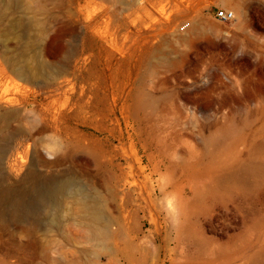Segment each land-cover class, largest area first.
I'll return each instance as SVG.
<instances>
[{
  "label": "rangeland",
  "instance_id": "obj_1",
  "mask_svg": "<svg viewBox=\"0 0 264 264\" xmlns=\"http://www.w3.org/2000/svg\"><path fill=\"white\" fill-rule=\"evenodd\" d=\"M9 1L0 264H264V0Z\"/></svg>",
  "mask_w": 264,
  "mask_h": 264
},
{
  "label": "bare ground",
  "instance_id": "obj_2",
  "mask_svg": "<svg viewBox=\"0 0 264 264\" xmlns=\"http://www.w3.org/2000/svg\"><path fill=\"white\" fill-rule=\"evenodd\" d=\"M10 1L14 2V0ZM17 75L24 80H30V76L28 74H25L24 72H18ZM8 103L13 105L15 101L10 100L8 101ZM16 117L17 112L14 110H9L6 113H0V122L3 123L0 127V163L6 164L7 166H11L9 162L16 161L15 158L17 155H19V150L23 146L22 141L25 142L32 137L31 133L18 134L13 129H11L9 124ZM36 161L37 164L42 167H48L50 165L47 158L42 156L41 154H38L36 156ZM31 178L33 180H43L42 176L35 173L34 171H30V173L28 174V179L31 180Z\"/></svg>",
  "mask_w": 264,
  "mask_h": 264
},
{
  "label": "built area",
  "instance_id": "obj_3",
  "mask_svg": "<svg viewBox=\"0 0 264 264\" xmlns=\"http://www.w3.org/2000/svg\"><path fill=\"white\" fill-rule=\"evenodd\" d=\"M217 17L220 20L230 21L234 17V14L232 12L225 10V11L218 12ZM185 29H186V27L183 28V30H185Z\"/></svg>",
  "mask_w": 264,
  "mask_h": 264
}]
</instances>
